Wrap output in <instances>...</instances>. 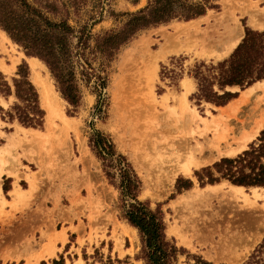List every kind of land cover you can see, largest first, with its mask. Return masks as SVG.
<instances>
[{"label":"rangeland","instance_id":"374dc122","mask_svg":"<svg viewBox=\"0 0 264 264\" xmlns=\"http://www.w3.org/2000/svg\"><path fill=\"white\" fill-rule=\"evenodd\" d=\"M219 3L220 9L192 19L195 22L174 21L154 27L125 45L107 66L108 85L103 90L107 106L102 117L96 114L97 93L85 82H81L80 108L69 113L71 107L57 90L46 64L37 57L27 56L0 28V70L12 82L18 65L26 60L46 112L44 125L39 128L25 127L17 121L10 123L0 115V145L5 143L4 148L0 146V264H42L43 261L53 264L61 256L65 264H101L99 258L103 256L106 260L109 255L123 264H144L137 259L141 248L139 233L124 219L119 193L107 180L89 146L93 128L111 136L118 150L132 163L143 182L140 199L149 200L152 207L163 204L167 235L178 246L215 264H240L264 239V187L246 188L229 181L202 186L195 175L196 170L222 157L237 155L225 153L229 148L224 147L223 141L217 146L225 125L233 122L236 114L246 121L237 137L257 131L245 147L256 141L264 129V80L258 81L263 83L255 86L257 89L241 114L237 113L242 106L239 99L247 88L229 87L232 91L239 90L240 94L225 106L199 102L193 97L198 91L196 80L189 75L194 65L227 58L238 46L229 48L228 32L240 25L243 31L240 43L245 28L252 27L251 16L257 13L259 18H264V14L261 16L264 0H220ZM146 4L147 0H140L139 4L130 0H103L101 6H94L97 1L92 0L83 13L74 16L72 24L86 23L89 31L100 34L118 28L126 19L124 16L117 19L111 10L132 12ZM196 31L200 36L213 34L208 49L187 46V39ZM33 58L42 65L33 67ZM100 62V59L94 61L96 69L101 67ZM164 66L167 70L175 69L180 77L171 80L163 76ZM36 77L54 86L51 114ZM14 99L12 96L7 101L0 95L5 108ZM172 108L176 118L165 114ZM160 120L164 125L158 129L164 132L153 140L159 154L175 142L176 136L183 135L187 145L184 149L187 154L183 152L187 171L170 178L166 168L169 165L164 163L159 168V161H152L153 155L147 156L154 153L153 138L143 144L139 133V122L146 131V128L155 129L156 123L159 126ZM179 177L190 178L193 187L177 193ZM179 202L185 203L184 212L176 208ZM192 219L196 230L187 231L186 237L192 238L187 243L181 231L185 220ZM85 253L88 260L84 258ZM186 261L187 256L181 255L178 264Z\"/></svg>","mask_w":264,"mask_h":264},{"label":"trees","instance_id":"16d2710c","mask_svg":"<svg viewBox=\"0 0 264 264\" xmlns=\"http://www.w3.org/2000/svg\"><path fill=\"white\" fill-rule=\"evenodd\" d=\"M96 1L94 6L103 3V0ZM219 1L147 0V4L136 11L117 13L111 10V15L117 19L123 16L126 19L118 28L93 34L86 23L72 24L74 16L83 13L92 0H0V28L24 49L27 56L37 57L46 64L57 90L71 107L69 113L80 108L83 99L81 82H85L97 93L96 114L102 117L107 106L103 95L108 85L107 66L125 45L145 30L174 21L197 19L210 10H218L221 7ZM99 59L101 67L96 69L94 61ZM164 69L163 76L171 80H177L181 75L175 69L167 70L165 66ZM189 75L197 82L198 91L193 97L199 102L227 105L240 94L239 90L232 91L229 87L244 90L264 80V30L247 26L241 42L227 58L210 63L197 62ZM0 95L7 101L12 96L15 98L7 108L0 102V115L4 121H17L34 128L44 125L46 112L41 106L39 90L30 78L26 60L18 65L12 82L0 70ZM93 129L89 137L91 151L101 163L107 180L119 193L124 219L139 233L141 248L137 259L144 264H178L180 256L186 255V264H215L178 246L176 240L167 235L163 204L152 207L149 200L140 199L143 182L132 163L118 150L111 136ZM195 175L202 186L229 181L246 188L264 187V129L246 150L233 157H222L196 170ZM193 185L190 178L179 177L177 193L191 189ZM84 258H89L86 253ZM99 262L123 264L122 260L110 255L106 260L101 256ZM42 264H46L45 261ZM53 264H65L64 257L54 259ZM240 264H264V239Z\"/></svg>","mask_w":264,"mask_h":264},{"label":"bare ground","instance_id":"6f19581e","mask_svg":"<svg viewBox=\"0 0 264 264\" xmlns=\"http://www.w3.org/2000/svg\"><path fill=\"white\" fill-rule=\"evenodd\" d=\"M256 10V9H255ZM250 11V10H248ZM247 11V13H248ZM252 12H254L252 10ZM251 13V12H250ZM257 14V13H255ZM252 15L251 16V25L254 27V28H257V29H264V18H259L260 16H257V15ZM264 13L261 14V16L263 15ZM233 19V18H232ZM197 21V20H196ZM221 21V20H220ZM191 23L192 22H195V20H192L190 21ZM189 23V22H187ZM194 24V23H193ZM238 25V24H237ZM236 26V25H235ZM240 25H238V27H234L232 28L228 33H229V40H230V45H229V48H232L234 49L239 41H240V28H239ZM213 36V34H204L203 36H200L199 35V31H196L194 32L193 34L190 35V37L187 39V46H189V48H191V44L196 46V45H199L200 47L202 48H206L208 49V46L211 45V37ZM7 39V38H6ZM9 39V38H8ZM185 40V39H184ZM10 41V40H9ZM181 44V43H180ZM179 44V45H180ZM182 46V45H181ZM183 47V46H182ZM180 47V48H182ZM187 48V47H186ZM176 49V47H175ZM168 50V49H167ZM178 50V48H177ZM203 50V49H202ZM163 51L165 52L166 49H163ZM31 64L33 67H35L37 64H41L42 63L40 62V60H38L37 58H33L32 61H31ZM37 78V77H36ZM40 79V78H39ZM36 81H39L38 78ZM39 85H41V96H42V99L45 101V103L47 104L48 106V111L49 113L51 114L52 113V110H51V101H52V97H53V94L56 92L55 89H54V86L51 84L50 81H47L46 83L43 82V81H39L38 82ZM263 82H257L255 83L253 86L247 88L245 91L243 92H246L245 95L243 96L242 99H239V105L242 104V106L238 107V112L239 114H241L242 112V108L247 105L251 98H252V94H253V91L257 88H255L256 85L258 84H261ZM166 100V99H165ZM150 101V100H149ZM140 103V102H139ZM238 104V103H237ZM138 106V105H136ZM144 106V105H143ZM168 106V105H167ZM166 106V107H167ZM139 107H140V104H139ZM138 107V108H139ZM137 108V110H138ZM170 108V107H169ZM143 109V107L141 108ZM168 110V109H167ZM140 111V110H138ZM236 112V111H235ZM143 114V112H140ZM165 113V112H164ZM163 113V114H164ZM139 115V112L137 113ZM160 114V113H159ZM165 114H167V117L168 115L170 116V118L174 117L176 118V111L174 108H172L171 110H168ZM232 118L233 116L235 115L234 113H232ZM156 115V114H155ZM162 115V114H161ZM140 116V115H139ZM157 116V115H156ZM159 116V115H158ZM155 117V116H154ZM235 119L233 118L232 119H229V120H232L233 122H230V123H227L225 125V128L223 129V131L221 132L220 136H219V140H218V143H217V146L220 145V143L225 142L224 144V147L226 148H229L227 149V151L225 153H227L228 155L232 156V155H236L238 153H240L241 151L245 150L247 147H245L246 145V142L253 136L257 133V131L254 133H251V134H244L242 137H237L238 133H239V129H243L245 127V124H246V121L245 120H242L238 114H236L235 116ZM143 118V117H142ZM141 118V119H142ZM167 119V118H166ZM159 120V118H158ZM165 120V119H164ZM156 121V120H155ZM146 122V121H145ZM161 122L158 126V123L157 124V127L155 129H151L149 130V128H146V131L142 128V124L141 122H139L141 125V128H140V138L143 142V144H147V142L150 140V138H153L151 139V146L153 147V150H154V153L152 154H147V156L149 155H153V160H158L159 161V168L160 166H162L164 163H166L167 166L166 168L168 169L167 172H170L169 173V176H167L168 178L170 177H174L177 175V173L179 172H182V171H187L188 169V166H187V160L185 162V156L183 154V152L186 153V151H184V149L187 147V145L184 143V141L182 140V137L180 136H176L175 138V142L170 146L168 147L163 153L159 154V152L157 151V145L153 142V140L155 138H157V135L158 137L160 135H162L164 131L161 132V130L158 129V127H162L164 125V121H159ZM173 122V121H171ZM143 123V122H142ZM175 124V122L173 123ZM260 124V123H259ZM177 125V124H176ZM241 125V126H240ZM143 126L144 128L146 127V125H144L143 123ZM150 127V126H149ZM136 130H138V124L136 125ZM177 128V127H176ZM144 131H143V130ZM149 130V131H148ZM168 130V129H167ZM166 131V130H165ZM217 131V130H216ZM244 131V130H243ZM166 133V132H165ZM171 133V132H170ZM244 133V132H243ZM156 134V135H155ZM188 137V136H187ZM191 138H192V135H191ZM149 139V140H148ZM189 139V138H188ZM173 141V140H172ZM189 142V140H188ZM236 144V147L232 148L233 145ZM165 146V145H164ZM222 147V148H224ZM190 148V147H188ZM187 148V149H188ZM214 148V147H213ZM219 147H217L218 149ZM152 150V149H151ZM152 150V151H153ZM214 152V151H213ZM216 152V151H215ZM219 152V151H218ZM224 153V151H223ZM187 154V153H186ZM222 154V153H221ZM224 155V154H223ZM150 157V156H149ZM204 158V157H203ZM2 161V160H1ZM3 162V161H2ZM150 163V162H149ZM191 163V162H190ZM190 163L188 162V164L190 165ZM198 164V162H197ZM166 166V165H165ZM212 187V186H211ZM233 188L235 189H238V190H241L243 188L241 187H234ZM177 205V204H176ZM176 208H178L179 211H182L184 212L185 208H186V205L185 203H181L179 202V205L176 206ZM195 222V219H192L191 222L190 221H186L185 220V228L182 229L181 231V237L183 239V241H186L187 243H191L190 241H188V239L192 240V238H187L186 236H188L186 233L187 231H189L190 228H192V230H196L195 226H194V223ZM63 240V239H62Z\"/></svg>","mask_w":264,"mask_h":264},{"label":"crops","instance_id":"0c3cea01","mask_svg":"<svg viewBox=\"0 0 264 264\" xmlns=\"http://www.w3.org/2000/svg\"><path fill=\"white\" fill-rule=\"evenodd\" d=\"M253 27V26H252ZM257 29V28H256ZM241 35L240 36H243L242 34H243V31L240 33ZM4 144L5 143H3L2 145H0L1 147H3L4 148ZM0 157H1V155H0ZM7 253V252H6Z\"/></svg>","mask_w":264,"mask_h":264}]
</instances>
